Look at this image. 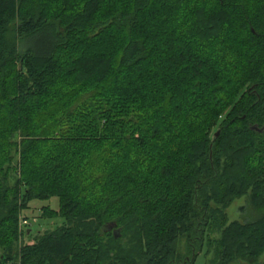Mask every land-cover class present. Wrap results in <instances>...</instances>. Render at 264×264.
<instances>
[{
	"label": "trees",
	"instance_id": "16d2710c",
	"mask_svg": "<svg viewBox=\"0 0 264 264\" xmlns=\"http://www.w3.org/2000/svg\"><path fill=\"white\" fill-rule=\"evenodd\" d=\"M31 1L0 0V264H264V0Z\"/></svg>",
	"mask_w": 264,
	"mask_h": 264
},
{
	"label": "rangeland",
	"instance_id": "374dc122",
	"mask_svg": "<svg viewBox=\"0 0 264 264\" xmlns=\"http://www.w3.org/2000/svg\"><path fill=\"white\" fill-rule=\"evenodd\" d=\"M36 1L37 0H32L31 4L32 2L36 3ZM42 3L43 1L40 0L39 4ZM44 4L45 3L42 4L43 7ZM103 7H105V10L108 9L105 5H103ZM47 11H49V9H47ZM44 207H51L52 209L58 211L60 209V202L57 198H51L49 201H35L31 204V210L26 211L24 214L29 218V221L31 223L30 229L32 230L34 235L25 238V242L32 243L33 237H35V234H37L38 232L55 230L57 227L61 226L64 223V220L59 218L53 220L42 219ZM227 213L229 222L239 221L241 223H245L248 220L255 218L258 214L251 206L250 196H244L240 199H237L228 209ZM211 236L215 239H218L220 237V234L215 233ZM210 251L211 252L205 257L204 254L201 255L198 259L197 264H214L212 263V260L215 257V252L213 249ZM261 260L264 261V255L261 257Z\"/></svg>",
	"mask_w": 264,
	"mask_h": 264
},
{
	"label": "built area",
	"instance_id": "2783aa9c",
	"mask_svg": "<svg viewBox=\"0 0 264 264\" xmlns=\"http://www.w3.org/2000/svg\"><path fill=\"white\" fill-rule=\"evenodd\" d=\"M30 224V221L29 220H23V222H22V225H29Z\"/></svg>",
	"mask_w": 264,
	"mask_h": 264
},
{
	"label": "water",
	"instance_id": "95a60500",
	"mask_svg": "<svg viewBox=\"0 0 264 264\" xmlns=\"http://www.w3.org/2000/svg\"><path fill=\"white\" fill-rule=\"evenodd\" d=\"M254 129H257L256 127ZM219 135V133H217V136ZM120 236V232H115V237L118 238Z\"/></svg>",
	"mask_w": 264,
	"mask_h": 264
}]
</instances>
